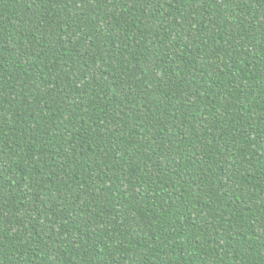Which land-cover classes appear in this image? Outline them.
Wrapping results in <instances>:
<instances>
[{"label":"trees","instance_id":"1","mask_svg":"<svg viewBox=\"0 0 264 264\" xmlns=\"http://www.w3.org/2000/svg\"><path fill=\"white\" fill-rule=\"evenodd\" d=\"M0 264H264V0H0Z\"/></svg>","mask_w":264,"mask_h":264}]
</instances>
